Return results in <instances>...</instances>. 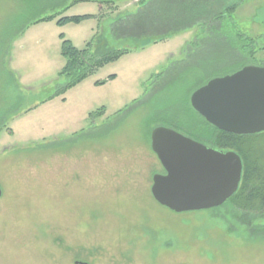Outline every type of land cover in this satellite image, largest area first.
Segmentation results:
<instances>
[{
    "label": "rangeland",
    "instance_id": "rangeland-1",
    "mask_svg": "<svg viewBox=\"0 0 264 264\" xmlns=\"http://www.w3.org/2000/svg\"><path fill=\"white\" fill-rule=\"evenodd\" d=\"M138 2L79 1L32 22L51 10L0 0V264H264V218L246 226L227 204L177 213L150 191L163 172L151 130L198 141L202 129L182 113L191 115V93L244 65L264 67V0H229L227 27L114 39L112 21ZM77 15L89 17L57 23ZM63 39L91 42L97 55L132 49L57 95ZM251 137L264 153V131Z\"/></svg>",
    "mask_w": 264,
    "mask_h": 264
},
{
    "label": "water",
    "instance_id": "water-1",
    "mask_svg": "<svg viewBox=\"0 0 264 264\" xmlns=\"http://www.w3.org/2000/svg\"><path fill=\"white\" fill-rule=\"evenodd\" d=\"M189 102L219 130L237 135L263 132L264 67L245 65L213 77L191 93ZM150 145L164 169L153 174L151 195L171 211L215 208L237 191L242 160L234 150L207 146L163 126L151 130Z\"/></svg>",
    "mask_w": 264,
    "mask_h": 264
},
{
    "label": "trees",
    "instance_id": "trees-1",
    "mask_svg": "<svg viewBox=\"0 0 264 264\" xmlns=\"http://www.w3.org/2000/svg\"><path fill=\"white\" fill-rule=\"evenodd\" d=\"M79 1H94L100 4H107L114 3L116 0H28V3L38 9V11L51 10L48 15H36L32 22L54 19L60 10H64L69 5ZM210 1L211 7L198 2H193L192 7L191 0H139L138 3L140 5L133 13L123 16L119 15L112 21L110 25L111 35L114 39L119 40L126 38L141 40L149 39L152 36L160 37L161 40L162 36H164L162 34H165L164 32L172 35L201 22H210L212 25L216 20H221L226 22L227 27L228 22L224 18V12L230 14L234 4H229V0ZM87 17L89 15L65 16L58 19L57 23L59 25L66 22L78 23ZM162 17L166 18L163 26L172 21H178L179 23L170 30L162 28L163 26L158 29L159 19ZM212 27L214 26L209 24V30ZM226 27L225 29H227ZM146 43L138 46L134 45L133 48L142 47ZM249 48L248 57L252 62H255L253 56L256 51L255 46L251 45ZM131 49L132 47L125 46L97 55L92 50L91 42H87L84 48L77 49L69 40L63 39L61 51L65 58V64L59 75L64 79V84L58 89L57 95L64 93L68 88L79 83L104 64L118 59ZM189 53L187 52V54ZM112 77L113 75H110L108 78ZM96 83L100 84L102 82L97 81ZM188 111V114H191L189 116L185 112L182 113L188 119H192L191 124L193 127L202 129L194 134L199 142L217 149L234 150L241 157L242 174L238 189L222 205L227 204V209L233 210L235 217L237 216L236 218L239 221L250 227L255 220L264 218V153H259L255 150L254 141L251 137L253 134L237 135L219 130L208 124L191 106H189ZM199 123H203L204 126H200ZM218 207H215V209Z\"/></svg>",
    "mask_w": 264,
    "mask_h": 264
},
{
    "label": "flooded vegetation",
    "instance_id": "flooded-vegetation-1",
    "mask_svg": "<svg viewBox=\"0 0 264 264\" xmlns=\"http://www.w3.org/2000/svg\"><path fill=\"white\" fill-rule=\"evenodd\" d=\"M163 168V167H162ZM162 173H164V169H163V172Z\"/></svg>",
    "mask_w": 264,
    "mask_h": 264
}]
</instances>
